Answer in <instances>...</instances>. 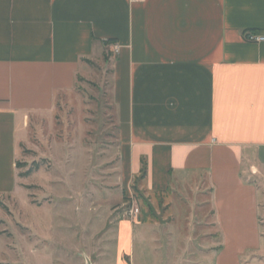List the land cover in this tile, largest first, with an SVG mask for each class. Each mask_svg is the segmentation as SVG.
<instances>
[{
  "label": "crops",
  "instance_id": "obj_1",
  "mask_svg": "<svg viewBox=\"0 0 264 264\" xmlns=\"http://www.w3.org/2000/svg\"><path fill=\"white\" fill-rule=\"evenodd\" d=\"M250 34L264 36V0H0V199L31 125L99 65L121 192L154 214L164 202L152 264L162 242L184 246L168 264H264V42ZM135 239L121 222V256Z\"/></svg>",
  "mask_w": 264,
  "mask_h": 264
},
{
  "label": "rangeland",
  "instance_id": "obj_2",
  "mask_svg": "<svg viewBox=\"0 0 264 264\" xmlns=\"http://www.w3.org/2000/svg\"><path fill=\"white\" fill-rule=\"evenodd\" d=\"M91 70L52 114L31 125L20 146L19 187L0 199V264H120V257L127 264H152V230L166 217L164 202L159 215L138 196H123L111 73L99 65ZM134 205L137 217L131 216ZM123 221L135 237L138 229L146 235L144 242L135 239L128 257L120 254ZM183 247L162 242L165 264L171 250L182 253Z\"/></svg>",
  "mask_w": 264,
  "mask_h": 264
},
{
  "label": "built area",
  "instance_id": "obj_3",
  "mask_svg": "<svg viewBox=\"0 0 264 264\" xmlns=\"http://www.w3.org/2000/svg\"><path fill=\"white\" fill-rule=\"evenodd\" d=\"M133 1H140V0H133ZM246 39L249 41V42H255V43H260V42H264V36H257V35H248L246 36ZM116 50L118 51V47H116ZM140 213V210L139 208L134 205L131 209V216L132 217H137Z\"/></svg>",
  "mask_w": 264,
  "mask_h": 264
},
{
  "label": "trees",
  "instance_id": "obj_4",
  "mask_svg": "<svg viewBox=\"0 0 264 264\" xmlns=\"http://www.w3.org/2000/svg\"><path fill=\"white\" fill-rule=\"evenodd\" d=\"M17 167L19 168V164H17Z\"/></svg>",
  "mask_w": 264,
  "mask_h": 264
}]
</instances>
